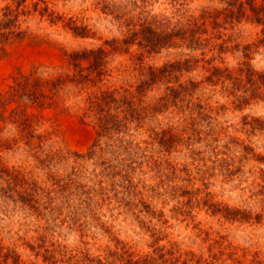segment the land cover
Listing matches in <instances>:
<instances>
[{
    "label": "clouds",
    "instance_id": "obj_1",
    "mask_svg": "<svg viewBox=\"0 0 264 264\" xmlns=\"http://www.w3.org/2000/svg\"><path fill=\"white\" fill-rule=\"evenodd\" d=\"M25 43L60 62L0 91V264H264V0H0Z\"/></svg>",
    "mask_w": 264,
    "mask_h": 264
},
{
    "label": "rangeland",
    "instance_id": "obj_2",
    "mask_svg": "<svg viewBox=\"0 0 264 264\" xmlns=\"http://www.w3.org/2000/svg\"><path fill=\"white\" fill-rule=\"evenodd\" d=\"M55 61L60 62V54L57 50L50 49L47 46L32 47L28 44H22L14 49V55L8 61H0V91H6L8 85L12 82L11 75L16 71V66H22L25 70L28 69L29 64L33 61ZM12 107L11 105L9 106ZM51 111H47L45 115H52ZM61 121L64 123L66 129L69 131L70 137L80 140L90 138L92 133H84L80 126L67 116H61Z\"/></svg>",
    "mask_w": 264,
    "mask_h": 264
}]
</instances>
